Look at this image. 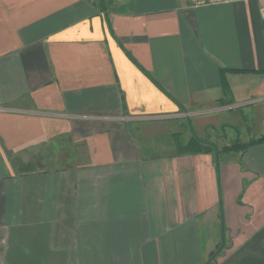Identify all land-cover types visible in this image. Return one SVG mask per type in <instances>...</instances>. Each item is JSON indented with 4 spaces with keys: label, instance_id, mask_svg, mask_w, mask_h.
I'll return each mask as SVG.
<instances>
[{
    "label": "crops",
    "instance_id": "1",
    "mask_svg": "<svg viewBox=\"0 0 264 264\" xmlns=\"http://www.w3.org/2000/svg\"><path fill=\"white\" fill-rule=\"evenodd\" d=\"M261 6L0 0V264H264Z\"/></svg>",
    "mask_w": 264,
    "mask_h": 264
},
{
    "label": "rangeland",
    "instance_id": "2",
    "mask_svg": "<svg viewBox=\"0 0 264 264\" xmlns=\"http://www.w3.org/2000/svg\"><path fill=\"white\" fill-rule=\"evenodd\" d=\"M258 115L264 116V111L262 113H259ZM182 119L183 118L178 119V121H175V123H174L175 124V127H176L175 130H177V131L174 132L171 135V137H170L171 139L169 138V136H170L169 135V133H170L169 128H172L174 126H170L169 124L161 125V126H160V124H158V125L155 126V128L157 129L158 132L157 133H154V134H151L150 137L152 139H155V136H157L156 137V140H157V142H159L161 144L160 147H158L159 150L161 148H166V150H167L166 153H168L169 151H174L175 150L174 149V146H175L177 153H188L187 151H182V152L180 151L181 145L185 144L192 137V136H190L187 139V137L189 136L188 128L190 129V126H189V123L187 121H182ZM213 123H214V126H212L213 124L211 123V125H210L211 128L209 130H207V132L205 131V134H204V136L205 135H208L209 141L208 140H204L202 138H201V140L204 141L206 144H210L211 145V143L212 144L215 143L216 146H222V144H223L221 142L223 140L222 136H216V135H221L222 132L219 131L218 128L216 127L215 121H213ZM138 125H140V128L143 127L140 123H138ZM193 127L195 128V126H193ZM134 128H135V126H134ZM134 128H132V129H134ZM140 128H137V130H139ZM225 131L227 133H231V135L233 134V131H229V130H225ZM175 134H177V135L175 136ZM193 135L197 136L194 132H193ZM197 137H199V136H197ZM142 138H144L142 135H140L138 137V139L141 142H143ZM169 142H171V143H169ZM168 144H171L172 145V148L169 149V151H168V148H169V145ZM154 148H156V147H154Z\"/></svg>",
    "mask_w": 264,
    "mask_h": 264
},
{
    "label": "trees",
    "instance_id": "3",
    "mask_svg": "<svg viewBox=\"0 0 264 264\" xmlns=\"http://www.w3.org/2000/svg\"><path fill=\"white\" fill-rule=\"evenodd\" d=\"M177 134H175L176 136ZM264 141V134L261 135L260 137L253 138L249 140L248 142H234L229 146H225L223 150L225 149H234V150H241L246 148L249 145H252L254 143L262 142ZM212 144H206L204 141L201 140V138L192 135V137L183 145H181L180 151H187L188 153H194V152H199V151H205L207 149H212Z\"/></svg>",
    "mask_w": 264,
    "mask_h": 264
},
{
    "label": "built area",
    "instance_id": "4",
    "mask_svg": "<svg viewBox=\"0 0 264 264\" xmlns=\"http://www.w3.org/2000/svg\"><path fill=\"white\" fill-rule=\"evenodd\" d=\"M238 1H260V0H186L191 7H199L204 5L228 4ZM261 16L264 18V6L260 7Z\"/></svg>",
    "mask_w": 264,
    "mask_h": 264
}]
</instances>
